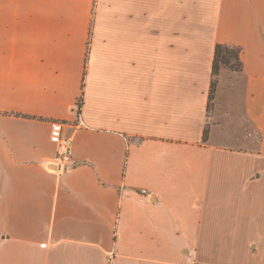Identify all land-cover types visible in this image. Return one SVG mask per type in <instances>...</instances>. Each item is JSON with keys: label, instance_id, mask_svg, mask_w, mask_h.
<instances>
[{"label": "crops", "instance_id": "crops-1", "mask_svg": "<svg viewBox=\"0 0 264 264\" xmlns=\"http://www.w3.org/2000/svg\"><path fill=\"white\" fill-rule=\"evenodd\" d=\"M0 264H264V0H0Z\"/></svg>", "mask_w": 264, "mask_h": 264}, {"label": "trees", "instance_id": "trees-1", "mask_svg": "<svg viewBox=\"0 0 264 264\" xmlns=\"http://www.w3.org/2000/svg\"><path fill=\"white\" fill-rule=\"evenodd\" d=\"M238 49L229 48L223 45H216L214 51V58L211 67V83H210V90H209V101H208V110L212 107V101L214 99L216 84H217V76L221 69L231 70V71H239L240 70V63H239V56H238ZM83 99L82 93L77 99L76 102V110L77 113H80L82 107ZM208 130L205 128L203 133V141L207 139Z\"/></svg>", "mask_w": 264, "mask_h": 264}, {"label": "built area", "instance_id": "built-area-1", "mask_svg": "<svg viewBox=\"0 0 264 264\" xmlns=\"http://www.w3.org/2000/svg\"><path fill=\"white\" fill-rule=\"evenodd\" d=\"M50 141L55 145V162L59 169L68 171L73 166V141L71 137L65 135V124L60 121L50 122ZM147 195L145 190L139 192Z\"/></svg>", "mask_w": 264, "mask_h": 264}]
</instances>
